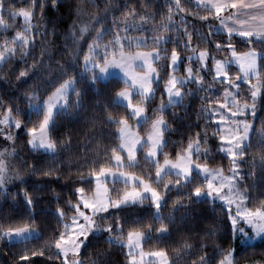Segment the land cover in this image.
Listing matches in <instances>:
<instances>
[{"label":"snow or ice","instance_id":"1","mask_svg":"<svg viewBox=\"0 0 264 264\" xmlns=\"http://www.w3.org/2000/svg\"><path fill=\"white\" fill-rule=\"evenodd\" d=\"M6 2L7 0H0V26L5 29L9 26L3 17ZM190 2L191 0H168L166 19L169 23L162 25L159 34L155 35L151 34L157 32L155 26L149 30L145 24L135 23L137 13L134 9H129L127 13L133 23H116L114 19L109 27H104L103 20L106 19L109 11V6L106 5L103 10L104 17H92L100 27L92 26L95 36H92L91 41L85 38L87 51L81 47L80 52L83 55L81 57L80 53H76V63L71 68L56 65V77L51 81L44 79V76L53 75L51 57H47L49 63L46 65L44 59L46 54L43 51L41 59H36L32 52L35 41L34 37H30L28 33L34 29L32 23L34 12L25 10L23 7L19 8L18 12L9 9L8 18L14 21L17 15L23 17L25 27L16 31L15 36L12 37V47H8L6 43L0 49V62H6L16 55L18 46L20 62L27 64V59L31 55L33 63L20 70L17 79L27 78L31 72L34 77L42 81V85H38L37 88L43 86L48 94L46 98L41 99L37 90L26 93L25 98L28 100L29 109L35 110L37 115L36 121L32 122L31 126H27L28 117L19 118L21 115L19 109L12 107L5 109V115L0 119V124H7L9 128L14 125L16 129L26 130L27 144L32 150H43L55 155L58 142L53 139L52 133L56 116L61 111H67L73 103L77 108L81 105L82 91L77 89V76L72 74L76 67L82 69L78 74L79 79L82 81L87 77L89 84L92 85L104 79L111 69H119L123 74L125 86L116 92L113 103L127 109V115H120L118 119L113 118L111 114L107 117V122L116 126L115 135L119 140L118 144L110 148V155L105 153L108 155L107 161H91L87 177L81 169H77L80 184L75 188L76 202L73 204L69 201L68 212L59 207L56 210L58 222L62 228L47 241V248L26 249L19 257L21 261H27L30 256H43L47 251L49 259L61 260V264H82L79 256L82 247H88L89 236L105 231L109 233L108 243H114L111 234L118 232L117 240H123V227L119 223L120 211L129 206L143 204L145 200H149L156 210L153 218L160 222V227L155 231L163 236L167 232L164 220L168 219L171 222L172 218L163 217L161 209L167 203L168 194L172 191L178 193L172 203L178 204L179 207H184L185 201L189 204L205 201L213 204L217 201L221 202V207L228 209L233 241L239 239L242 247L252 246L251 242L255 240V237L264 234V201L260 202L261 206L255 208L248 206L249 195L247 186L243 182L245 176L251 173L246 174L240 171L242 158L246 156L249 149L254 147L253 133H258L261 143L264 144V118L260 120V127L257 128L254 123L257 116V98L264 90V72L261 71L264 64L260 63L264 62V0H195V8H202L205 11L206 14L203 16L192 12L189 7ZM35 3L36 0H33V8ZM55 3L56 0H52V4L55 5ZM125 8H128V5H125ZM189 13L196 19L207 22L208 32L204 39L221 31L226 33L225 38L217 40L215 48L218 51L222 48L226 49L230 53V58L212 57L215 76L225 85L222 95L219 98L208 96L202 99L207 105L218 106L212 115L219 121L216 135L221 142L220 151L224 152L230 160L231 166L227 175L222 166H210L208 149L201 152V144H207L206 134L201 136L197 133L194 139L190 137L186 146L181 144L175 152V157L171 158L169 153L164 151L168 147L164 136L168 129L164 117L165 105L161 102L158 108L153 110L154 119L147 114L145 107L146 102L154 97L153 82H158L160 79L155 62L164 59L168 61V67L174 69L181 59L180 52L177 51L181 41L163 35L164 31H173L172 25L176 23L174 16H179V23L183 27L181 35L186 37L183 41L184 47L194 50L191 43L192 32H198V30L193 24L190 31L187 16L181 15ZM149 16V13H145L140 16V20L146 22ZM209 17H214L218 24H214ZM175 30L179 31V28ZM36 31L38 32L39 29ZM133 31L141 35H130L129 33ZM86 32H88V25L85 23L78 30H74V41L80 40ZM110 33L111 38L104 41V37ZM88 35L91 36V32H88ZM237 36L247 46V51H237L233 43ZM224 39L227 43H224ZM102 41L104 42L101 43ZM170 43L173 47L169 58L167 45ZM208 58V50L202 48L197 55V60L202 65H206ZM233 63L239 68L234 75L229 67ZM37 65L39 68L36 67ZM185 72L187 76L183 79L174 76L171 72L167 74L164 92L167 93L170 105L178 104L179 99L183 98L182 89L186 83L192 82L203 88L204 77L198 72L194 75L193 67H186ZM240 81L250 85L243 95ZM211 88L212 85L209 84L207 90ZM73 94L76 96L75 101L71 99ZM133 95L139 97L135 103ZM249 95L250 99L245 98ZM249 116L252 119H249ZM130 119L136 120L137 126L150 124L146 139L134 130V126L129 123ZM0 134L5 135L8 140L13 139L11 131L4 132L0 129ZM141 150H143V160L149 165L146 175L143 170L140 174L129 170L139 166L137 156ZM5 153L12 155L8 148L0 151V192L6 191L7 182L13 178L7 175L8 169L3 159ZM259 160L264 167V151L259 154ZM33 171L44 176L55 175L57 178L62 175L58 167L37 169L33 166ZM15 177L20 178V174L16 172ZM109 178L113 186L123 183L125 186L123 191H110ZM185 188L190 191L184 192ZM25 200L28 206L34 205L30 195H26ZM69 212H71L70 216ZM112 217L117 218L115 224L107 223ZM99 221H105V223L101 224ZM34 222L33 220L32 223ZM133 223L137 226L127 232L125 245L129 248L128 255L132 264H136L137 261L134 249H140L141 264L145 256L159 258V264H169L168 255L164 249L144 252L141 248V242L151 238L143 229L151 230V225L137 224L135 221ZM245 225L251 226L255 236L248 235ZM32 231L30 224L24 223L22 226L4 228L0 230V235L7 236L10 241L13 239L26 241ZM207 235L211 236L212 233ZM53 245L55 251L52 250ZM185 247L188 245L185 244ZM92 264H95V261ZM201 264H209L207 256L201 257ZM218 264H234L233 251L228 250Z\"/></svg>","mask_w":264,"mask_h":264},{"label":"trees","instance_id":"2","mask_svg":"<svg viewBox=\"0 0 264 264\" xmlns=\"http://www.w3.org/2000/svg\"><path fill=\"white\" fill-rule=\"evenodd\" d=\"M32 5L33 0H7L3 17L9 26L6 29L0 26V49L6 43L13 46L12 37L15 36L16 31L25 27L23 17L17 15L14 21L8 18L9 9L18 12L19 8L23 7L25 10L33 11L34 29L29 31L28 35L34 37L35 47L32 52L36 59H41L43 51L46 54L44 59L47 65L49 63L47 57H51L53 75L44 76V79L48 81L56 77V65L71 68L76 63V53H80L81 57L83 55L80 52L81 47L87 51V44L84 43L85 38L91 41L92 36H95L92 26L100 27L92 17H104L103 10L106 5L109 6V11L106 14V19L103 20L104 27H109L114 19L116 23H133L132 18L127 16L129 9H134L137 13L136 24H145L149 30L156 27L157 32L151 33L153 35L159 34L161 26L169 23L166 19L168 0H56L55 5L52 4V0H36L34 8ZM125 5H128V8H125ZM189 7L193 13L200 16L206 14L202 8H195V0H191ZM145 13L150 14L146 22L140 20V16ZM181 15L187 16L190 31L193 24L198 30V32H192L191 43L194 50L186 49L183 45L186 37L181 35L183 27L179 23V16H174L176 23L172 25L173 31H164L163 35L181 41L177 51L180 52L182 58L202 48L211 51V53L218 51L215 44L218 39L225 38L226 33L221 31L204 39L208 32L207 22L196 19L191 13ZM209 20L218 24L214 17H209ZM85 23L88 25V32H91V36L86 32L84 37L74 41V30H78ZM177 28L179 31L175 30ZM36 29L39 31L37 32ZM129 34L141 35L135 31ZM110 38L111 33L104 37V41ZM224 43H227L226 39H224ZM233 43L236 44L238 50L247 48L238 36ZM172 47L171 43L167 45L168 53L171 52ZM257 47L259 48V45ZM221 50L220 55L227 51L223 48ZM32 63L31 55L27 59V64L20 62V50L17 46L16 55L1 64L0 119L5 115V109L12 107L19 109L21 113L19 118L28 117L27 126H31L32 122L36 121V112L29 109L25 95L29 91L37 90L43 99L48 93L44 91L43 86L37 88L38 85H42V81L34 77L31 72L27 78L17 79L20 70ZM260 63L264 64V62ZM36 67L39 68V65ZM164 67L163 79L156 94L145 105L148 115L153 119L155 118L152 115L153 110L157 109L165 98L163 88L169 67ZM81 70L80 67H76L72 72L77 76V89L82 91L80 107L77 108L73 103L67 111L59 112L55 118L52 133L53 139L58 142L55 155L41 150H32L27 144L26 130L16 129L14 125L10 130L13 135L12 140H8L0 134V151L8 148L12 152V155L5 153L4 163L11 166L15 173L20 174V178H16L15 173L12 174L13 178L6 184V191L0 192V230L9 226H22L24 223H29L31 228L39 231L37 237L17 242L4 240L0 235V264H61V260L49 259L47 251L43 256H30L27 261H21L19 257L26 249L47 248V241L62 228L58 222L57 208L68 212L69 201L73 204L76 202L75 188L80 184L77 169H81L84 176L87 177L90 162L93 160L107 161L110 148L119 143L115 135L117 128L107 122V117L111 114L113 118L118 119L120 115H127L125 107L113 103L116 99V92L125 86L123 80L111 77L107 80H98L92 85L89 84L87 77L82 81L79 79L78 74ZM261 71L264 72V67L261 68ZM205 72L203 88L194 83L192 85L193 92L187 93L181 102L171 104L165 110L164 117L168 123V129L164 136L168 147L164 151L174 158L179 146L181 144L186 146L190 137L194 139L197 133L201 136L206 134L207 144H201V152L208 149L210 166H222L227 172L231 166L230 160L226 154L220 151V141L216 135L218 128L208 114V110L215 105H207L206 101L202 99V97L208 96L219 98L225 85L214 79L211 66ZM25 80L26 82H21ZM209 84L212 85L211 90H207ZM71 99L75 101L76 96L73 94ZM137 100H139L138 96L135 98V102ZM261 118H264V90L257 101V118L255 120L257 128L260 127ZM129 123L134 125L135 120L130 119ZM253 145L254 147L249 149L246 156L242 158L240 168V171L246 174L251 173V175L245 176L243 182L247 186L246 190L249 195L247 203L251 208L261 206L260 202L264 201V167L261 166L259 160V154L264 151V144L261 143L258 133H253ZM106 152L108 155H105ZM139 156V166L129 170L135 171L137 174L143 170L146 175L149 165L143 160L141 153ZM33 166L37 169L58 167L62 175L59 178L55 175L44 176L34 172ZM152 171L154 174V169ZM183 191L188 192L190 189L185 188ZM26 195L33 198V206L26 204ZM177 195L176 191L170 192L167 203L161 209L163 217L172 218L171 222L168 219L164 220L167 232L163 236L155 231L160 227V222L153 218L156 210L151 206L149 200H145L143 204L129 206L120 211L119 223L123 227V240H117L118 232L111 234L114 243H108L109 233L105 231L89 236L88 247L83 248L79 256L82 264H92L93 261L95 264H130L125 240L127 232L137 226L133 223L134 221L137 224L151 225V230L143 229L151 237L145 240L144 249H164L170 264H201L203 256H207L209 264H218V261L228 250H235L234 264H264V237L252 243V246L242 247L240 240L233 241L228 209L221 207V202L217 201L213 204L205 201L189 204L185 201V206L179 207L178 204L172 203ZM70 215L71 212H69ZM116 219V217H112L107 223L115 224ZM99 223L104 224L105 221H99ZM208 233H212V235L209 236ZM185 244L188 247H185ZM52 250L55 251L54 245Z\"/></svg>","mask_w":264,"mask_h":264},{"label":"rangeland","instance_id":"3","mask_svg":"<svg viewBox=\"0 0 264 264\" xmlns=\"http://www.w3.org/2000/svg\"><path fill=\"white\" fill-rule=\"evenodd\" d=\"M131 35H132V34H131ZM134 36H139V35H134ZM234 45H235L237 51H241V52H242V51H247V48H246L245 50H238L236 44H234ZM7 46H8V47H12L11 45H7ZM133 50H135V49H133ZM199 51H200V50H197V51L191 52L190 54L186 55V56L183 57V58L181 57L180 61L177 63V65L175 66L174 69L169 67V72H171L174 76H177V77H180V78L183 79V78H185V77L187 76V73L185 72V68L191 66V67H193V69H194V73H193L194 75L198 72L199 75H201V76H203V77L205 78V76H206V72H205V71L208 70L210 66H211V68L213 69V65H210V62H212V57H215L216 59L230 58V53L227 52V51H226L224 54L220 55L219 53H220L222 50H219V52H218V51H215L214 53H211V51L208 50V52H209V58H208V60H207V62H206V65H202V64L197 60V55H198ZM189 57H190L191 59H189ZM169 58H170V53H169ZM2 63H3V62H0V66H1ZM155 64H156V66H157V68H158V72H159V75H160V79L158 80V82L154 81L153 84H152V87H153V89H154V95L156 94L157 88H158L159 84L161 83V81H162V79H163V74H164V73H163V70L165 69L164 66H168V62L165 61L164 59H161V60H159V61H156ZM229 67H230V69H231V73H232L233 75H234L236 72L239 71L238 65H236V64H234V63L231 64ZM169 72H168V73H169ZM213 72H214V69H213ZM111 77H118V78H120V79H122V80L124 79L123 74L120 72L119 69H111V70L109 71V73L106 74V77H105L104 79H102V80H107V79H109V78H111ZM214 79L220 83L219 79L216 78V76H215V72H214ZM252 79H253V82H255V77H253ZM204 83H205V81L203 80V86H204ZM239 83L241 84V92H242V95H243L244 93L247 92V89L250 87V85H248V84H247L246 82H244V81H240ZM193 84H194V83H192V82H188V83H186V84L184 85V87H183V89H182V91H183V93H184L183 98L186 96L187 93H191V92L194 91V88L192 87ZM196 85H197V84H196ZM197 86L200 87L199 85H197ZM200 88H201V87H200ZM217 88H218V87H217ZM163 92H164V88H163ZM164 94H165V98H164V100L162 101V103L165 105V107H166V109H167V108L170 106V104L168 103V96H167V93L164 92ZM136 97H137V96L133 95V102H134V103H135V98H136ZM259 97H260V96H258L257 101H258ZM183 98H182V99L177 98V99H179V102H181V101L183 100ZM245 98H249V99H250V95H249V96H246ZM160 104H161V102H160ZM217 107H218L217 105L211 107V108L208 110V114L212 117L213 121L215 122V124H216V126H217V128H218V126H219V121H218L217 119H215V118L213 117V115H212V113L215 111V109H216ZM256 110H257V103H256ZM32 111H35V110H32ZM54 111H55V110H54ZM147 114H148V113H147ZM3 117H4V116H3ZM256 118H257V116H256ZM249 119H252V117L249 116ZM255 120H256V119H255ZM255 120H254V123H255ZM166 122H167V121H166ZM167 124H168V123H167ZM145 125H147V124H141V125L137 126V124H136V120H135V123H134L133 126H134V130H135V131H138L139 134H140V136L146 139L147 133H148L149 128H150V125H147L146 128H145ZM143 127H144V128H143ZM140 128H141V129H140ZM0 129H2L4 132H8V131L11 130V128H9V125H7V124H0ZM2 135H3V134H2ZM3 137L6 138L5 135H3ZM220 144H221V142H220ZM219 146H220V145H219ZM219 148H220V147H219ZM41 151H43V150H41ZM43 152H44V151H43ZM221 152H222V151H221ZM140 153L143 155V150H141ZM140 153H138V156H137L138 161H139V158H140V156H139ZM222 153H224V152H222ZM224 154H225V153H224ZM4 164H5V163H4ZM5 166H6L7 169H8V171H7V175H8V176H12V174L15 173V172L13 171V168H11V166H10V167L7 166V164H5ZM225 174L227 175V174H228V171H227V172L225 171ZM14 175H15V174H14ZM124 187H125V186L123 185V183H117V184H115V185L113 186L112 183H111V178H109V188H110V191H114V190L123 191ZM218 202H219V201H218ZM232 211H233V213L235 212V206H234V205H233V207H232ZM245 228H246V231L248 232V235H249V236H255V233L252 231L251 226L245 225ZM32 229H33V228H32ZM38 235H39V231H38L37 229H33L32 233H31V235L28 237V239H31V238L37 237ZM1 237H2L4 240H7V241H9V242H17V241H18V240H16V239H13V240L10 241L9 238H8L7 236H2V235H1ZM263 237H264V234H261L260 236H256V237H255V240L252 241L251 244H252V243H255L256 241H258V240H260V239H262ZM145 240H146V239H144V240L141 242V248H142V250H143L144 252H152V251H155V250H145V249H144V242H145ZM238 240H239V239H238ZM125 244H126V240H125ZM82 250H83V247H82ZM127 251H128V253H129V248H128V247H127ZM133 251H134V254H135L136 257H137L136 264H141V258H140V256H139L140 249H134ZM232 251H233V254H235V250H232ZM70 255H71V254H70ZM168 260H169V258H168ZM130 264H132V261H130ZM142 264H159V258L150 257V256H145V257L143 258V262H142ZM169 264H170V260H169Z\"/></svg>","mask_w":264,"mask_h":264}]
</instances>
